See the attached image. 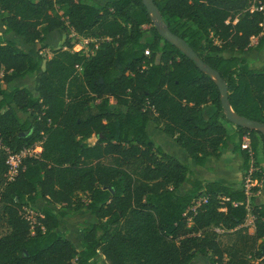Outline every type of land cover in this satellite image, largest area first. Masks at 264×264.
<instances>
[{
	"label": "trees",
	"instance_id": "1",
	"mask_svg": "<svg viewBox=\"0 0 264 264\" xmlns=\"http://www.w3.org/2000/svg\"><path fill=\"white\" fill-rule=\"evenodd\" d=\"M153 2L166 27L219 73L232 111L264 124V65L236 56L253 39L255 51L264 48V0ZM0 20V264H100L98 256L107 264H190L196 256L264 264V204L255 197L264 187V137L229 133L213 81L163 41L140 0H0ZM55 31L65 40L48 59L5 38L37 45ZM71 35L97 46L72 51ZM31 77L33 92L2 87ZM149 122L198 168L231 144L242 158L240 185L194 178L155 149ZM38 142L39 156L7 181V151ZM246 181L255 182L249 191ZM38 199L46 205L33 219ZM52 205L91 217L79 249L56 231Z\"/></svg>",
	"mask_w": 264,
	"mask_h": 264
},
{
	"label": "rangeland",
	"instance_id": "2",
	"mask_svg": "<svg viewBox=\"0 0 264 264\" xmlns=\"http://www.w3.org/2000/svg\"><path fill=\"white\" fill-rule=\"evenodd\" d=\"M105 0H88L89 3L91 4H98V5H103L106 2H103ZM146 28V27H144ZM57 35V37L55 39L51 38V35L48 36V40L45 41V43L43 44H37V47L31 46L28 47L26 46L25 42H23L21 40L20 37L16 36L15 34L10 33V35L12 37H15L16 39H19L20 41H22V45L23 48L27 51H30L33 55H39V52H41L43 54V56H41L43 59H48L52 53L59 49V48H63V43L65 40V36H63L61 34V32H55ZM3 34V28H2V23L0 20V35ZM90 40L89 39H85L83 37H78V36H73L71 35V40H70V44L72 45V51H80L85 50L88 43ZM256 40H253L252 43L255 44ZM66 49V48H64ZM44 63H41V68H43ZM3 89L8 93L10 92L12 89L14 88H26L27 90L33 92L35 89V77H31V78H20V79H16L13 83L9 84V85H2ZM113 109H115L116 107L113 106ZM214 109V108H213ZM202 113L205 117H208V108L204 107L202 109ZM19 117L21 119L24 118V115L21 113H18ZM229 127V133H232L236 127L235 126H231L228 125ZM146 134L149 138V140L153 143L155 149H159L162 150L164 152H166L167 154H169L171 157L177 159L178 161L185 163L188 166L189 171L192 173V176L194 178L197 179H202L203 176H201V173L204 171V168H198L196 167L189 159L188 156L186 154V152L182 149H180L179 147L175 146V144L172 141V138L163 134L162 132H160L158 130V128L151 122L147 123L146 125ZM96 142V139L94 137L88 139L86 141L87 144L89 145H93ZM244 146L248 145V140L247 139H243V143ZM232 149V145L228 144V147L222 151L223 153H227L230 154ZM231 156V155H228ZM233 159L229 162V164L231 165H227L225 166V168H227L230 172V175L227 176L228 181L232 182L235 184V186H239L241 183V170L240 167L238 166V164L236 163V159L234 158V156H231ZM260 154L258 155V159H260ZM251 164H253V161H251ZM218 163H216V166L214 168L218 167ZM239 168V170H236V168ZM212 168V169H214ZM240 173V175H239ZM217 177V175H212V178ZM255 186V182L249 183L248 181L245 182V190L249 191V189L251 187ZM187 187V185H185L184 187H182L180 190H178L179 194H182L184 191V188ZM264 189L262 188L260 190V192H258L255 197H256V202L258 204L264 202V196L263 195V191ZM247 194L249 195V192H247ZM82 199L85 200V197H82ZM46 203L44 200L42 199H38L36 201V203L31 206V208L29 209V215L31 217H34L39 213L40 209L45 206ZM52 211L54 212V214L56 215L58 221H59V226L58 229L56 230L57 232H59L60 234H62L63 236H65V238L67 240H69L76 248L79 249V245L78 242L81 239V230L83 227H86L90 224L91 219L89 214L87 213L86 209H81L75 212H69L65 206L63 205H52L51 206ZM250 218L246 219V223L245 225H247L249 227V230L251 229L250 227ZM97 261L100 264H107L103 257H96ZM209 259L207 257H202V256H196L194 258V260L190 263V264H209Z\"/></svg>",
	"mask_w": 264,
	"mask_h": 264
},
{
	"label": "water",
	"instance_id": "3",
	"mask_svg": "<svg viewBox=\"0 0 264 264\" xmlns=\"http://www.w3.org/2000/svg\"><path fill=\"white\" fill-rule=\"evenodd\" d=\"M140 1L147 14L150 16L151 21L154 23L158 35L163 39V41L169 43L171 46L180 51L187 59L196 65L197 69L201 73L205 74L213 81L220 95V104L225 116V120L235 127L257 131L264 137V124L244 118L232 111L228 100L226 84L223 82L219 73L205 64L184 40L174 35L166 27L153 0Z\"/></svg>",
	"mask_w": 264,
	"mask_h": 264
},
{
	"label": "crops",
	"instance_id": "4",
	"mask_svg": "<svg viewBox=\"0 0 264 264\" xmlns=\"http://www.w3.org/2000/svg\"><path fill=\"white\" fill-rule=\"evenodd\" d=\"M109 1H114V0H105L103 2H109ZM55 32H59V31H55ZM55 32L50 34L51 38H53V39H55L57 37V35H55L56 34ZM48 36L46 37V40H48L47 39ZM5 38L17 43L18 45H20V47L24 51H26L27 53L33 55L30 51H27V50H25L23 48V45H22L23 39H21L22 41H20L19 39H16L15 37H12L10 34H7L5 36ZM253 40H256L255 44L252 43ZM253 40L251 41V46L253 47L252 50L246 51L243 54H236V56L244 57V58L249 59L251 61L253 69H260L264 65V48L260 52L255 51L254 47L257 45L258 41H257V39H253ZM23 44H25L28 47H31V46L37 47V45H28L26 43H23ZM229 56H230L229 54H224V57H229ZM207 108H208V117H206V118H209L215 112V109H213L214 107H211V106H209ZM228 155L234 156L238 166H242V158L240 157V155L238 153L234 154V155H232L231 153L230 154L223 153L222 158L219 159V160H216V159H213V158L208 159V161L206 162V164L204 166V171L201 173V176H203L201 180H204V181H217V182H220V183L225 184V185L235 186L234 183L228 181V179H227V176L230 175V172L227 171L228 169L225 168V166L231 165V164H229V162L233 159L231 156H228ZM216 163H218L219 165H218L217 168H214L216 166ZM212 168H214V169H212ZM236 170H239V168L237 167ZM240 170H241V167H240ZM214 174L217 175V177L212 178V175H214ZM239 175H240V173H239ZM263 189H264V187H263ZM262 192H263L262 196H264V190ZM260 204H264V202H262ZM90 219H91V217H90ZM249 233H253V229L252 228L249 230Z\"/></svg>",
	"mask_w": 264,
	"mask_h": 264
},
{
	"label": "built area",
	"instance_id": "5",
	"mask_svg": "<svg viewBox=\"0 0 264 264\" xmlns=\"http://www.w3.org/2000/svg\"><path fill=\"white\" fill-rule=\"evenodd\" d=\"M89 42L94 43V46L96 48V46H97L96 40L90 39ZM88 45H89V43H88ZM88 45H87L86 49L83 50L86 54L89 51ZM39 55L43 56V54L41 52H39ZM0 147H1V145H0ZM243 147L247 148L248 145L247 146L243 145ZM41 151H42L41 142H38L33 146L23 148L20 151H18L17 153H10L9 151H7V153H8V157H7V161H6V165H7L6 179H7V181H9V182L12 181L18 175L20 169L22 168L23 161L25 159H35L39 156ZM199 202L200 201H197L196 203H194L190 209L194 211L195 207L198 205ZM28 213H29V211H28ZM250 227L252 228L251 220H250ZM263 240H264V238H263Z\"/></svg>",
	"mask_w": 264,
	"mask_h": 264
}]
</instances>
